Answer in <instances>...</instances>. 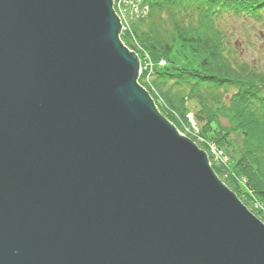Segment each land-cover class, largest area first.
<instances>
[{"label":"water","instance_id":"obj_1","mask_svg":"<svg viewBox=\"0 0 264 264\" xmlns=\"http://www.w3.org/2000/svg\"><path fill=\"white\" fill-rule=\"evenodd\" d=\"M121 30L114 0H0V264H264Z\"/></svg>","mask_w":264,"mask_h":264},{"label":"trees","instance_id":"obj_2","mask_svg":"<svg viewBox=\"0 0 264 264\" xmlns=\"http://www.w3.org/2000/svg\"><path fill=\"white\" fill-rule=\"evenodd\" d=\"M145 1L148 16L132 21L122 42L168 65L139 82L178 129L193 127V118L203 147L226 157L216 163L208 154L216 174L264 220V62L246 60L242 41L232 39L246 20L264 22V0ZM175 49L195 65H173Z\"/></svg>","mask_w":264,"mask_h":264},{"label":"rangeland","instance_id":"obj_3","mask_svg":"<svg viewBox=\"0 0 264 264\" xmlns=\"http://www.w3.org/2000/svg\"><path fill=\"white\" fill-rule=\"evenodd\" d=\"M121 6L124 7L123 4L119 5V7H121ZM114 8L117 11V9H118L117 4H114ZM120 16L122 17V15H120ZM139 19H141V18H139ZM121 22L124 24L123 18H122V20H120V23ZM131 23H132V20L129 21V19H128V24H130V27H131ZM131 30L133 31V29L130 28V34H131ZM122 33H123V29L121 30V35H122ZM232 39H233V42L237 43V45L242 41L243 51L246 53L245 54L246 60H248V61L256 60V61H260V62L263 61L264 62V22L260 23V22L254 21V20H249V21L246 20V27L245 28L241 27L237 31V33L233 36ZM244 41H246V43ZM179 45H180L179 42H177L176 48H178ZM138 49H139V52L134 50V49L131 50V51L136 52V54L139 58V61H140V73H139L138 82L141 80L140 78L145 75L144 79L148 83V81H147L148 72L146 73L144 71V69H142V68H144V65L150 64L151 62L154 63L158 59H153L154 57L152 58L151 54L149 52L145 51L142 47L141 48L138 47ZM148 56H149V58H148ZM170 59L173 60L172 61L173 65H174V63H177L179 65H183V66H188V67H193L195 65V60L193 59V57L190 55L189 52L184 51V50L179 53L175 49L172 52ZM262 65H263V63H262ZM143 73H144V75H143ZM139 84L141 85L140 82H139ZM142 86L148 91L146 86H144V85H142ZM149 94L151 95L150 92H149ZM190 105L192 106V102L190 103ZM190 121H192V123L195 125V123L192 119H190ZM194 125H193V127H194ZM193 127L188 126V125H183V128L182 127L180 129H178L177 127L176 128L178 129V131L180 133H182L183 135H185L186 137L191 139L200 149L205 151L207 153V155L210 153L213 156V158H212V156L209 154L211 156V158L213 159V161H215L216 163H221V162L225 163L226 157L222 156V154L217 150V148L215 146H210V148L208 147V150L203 147V145L201 144L200 136H199L198 131H197L198 128H197V126H195L194 128ZM209 155H208V157H210ZM209 161H210V159H209ZM210 164H211V162H210ZM211 166H212V164H211ZM219 178L228 186V184L224 181V179L222 177H219ZM229 189L232 190L233 192H235L230 187H229ZM235 194L238 196V194L236 192H235ZM238 198L243 202L244 199L242 200L239 196H238ZM245 205L258 219H260L264 223V220L259 215V213L257 211L253 210V207H254L253 204H252L253 207L251 205H248V204H245ZM255 206H258V205L256 204Z\"/></svg>","mask_w":264,"mask_h":264},{"label":"built area","instance_id":"obj_4","mask_svg":"<svg viewBox=\"0 0 264 264\" xmlns=\"http://www.w3.org/2000/svg\"><path fill=\"white\" fill-rule=\"evenodd\" d=\"M119 1V2H118ZM124 2V3H123ZM114 4H117V11L116 14L120 18V20H124V24H122L123 33L130 32V24H128L129 21H134L136 19L142 18L148 14L149 6L144 3L143 0H114ZM123 4L124 7H119V5ZM115 9V8H114ZM122 15V17L120 16ZM132 33V30H131ZM149 58V56H148ZM167 65V61L165 59H160L157 63L151 62L150 64L144 65V71L148 72L147 75V81L150 83V76L152 74V71L156 67H164Z\"/></svg>","mask_w":264,"mask_h":264},{"label":"bare ground","instance_id":"obj_5","mask_svg":"<svg viewBox=\"0 0 264 264\" xmlns=\"http://www.w3.org/2000/svg\"><path fill=\"white\" fill-rule=\"evenodd\" d=\"M115 10V9H114ZM116 12V11H115ZM122 25V24H121Z\"/></svg>","mask_w":264,"mask_h":264}]
</instances>
